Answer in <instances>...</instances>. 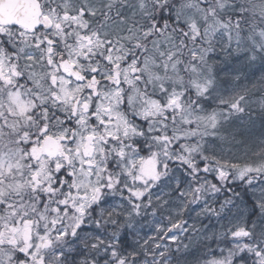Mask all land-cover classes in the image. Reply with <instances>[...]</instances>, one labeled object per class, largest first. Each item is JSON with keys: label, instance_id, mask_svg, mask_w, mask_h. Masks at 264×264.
<instances>
[{"label": "snow or ice", "instance_id": "snow-or-ice-1", "mask_svg": "<svg viewBox=\"0 0 264 264\" xmlns=\"http://www.w3.org/2000/svg\"><path fill=\"white\" fill-rule=\"evenodd\" d=\"M0 264H264V0H0Z\"/></svg>", "mask_w": 264, "mask_h": 264}]
</instances>
